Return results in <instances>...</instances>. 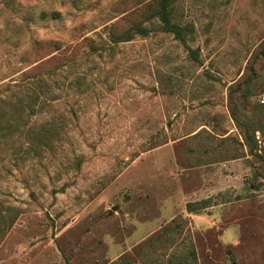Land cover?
<instances>
[{"label": "rangeland", "instance_id": "obj_1", "mask_svg": "<svg viewBox=\"0 0 264 264\" xmlns=\"http://www.w3.org/2000/svg\"><path fill=\"white\" fill-rule=\"evenodd\" d=\"M148 1L0 0V264H264V151L229 102L264 130V0H180L186 43H114ZM47 41L76 59L24 82Z\"/></svg>", "mask_w": 264, "mask_h": 264}, {"label": "trees", "instance_id": "obj_2", "mask_svg": "<svg viewBox=\"0 0 264 264\" xmlns=\"http://www.w3.org/2000/svg\"><path fill=\"white\" fill-rule=\"evenodd\" d=\"M179 1L180 0H149L147 3L142 4L132 13L134 14V17L132 15L128 17V27L126 29L118 31L117 24L111 26L110 32L112 41L118 44L129 42L137 36L146 37L150 32L146 25L152 24L157 20L165 29V32L173 34L176 39L186 43V38L192 33L191 29L187 26L182 27L174 22V11ZM37 45L40 47L39 51L50 48L53 50L51 53L46 54L44 58H39V60L34 62L32 65L35 66H32L26 73L28 74V77L24 82L34 84L35 86H39L43 83V77L54 75L59 69L67 65L69 62H73L77 57L76 53L70 51L72 47H66L63 49L54 41L39 42ZM28 89L29 88H27L26 91H28ZM240 89L241 88L238 85L236 88H231L230 90L229 102L231 116L238 127L243 131L245 140L249 144L250 151H257V154L259 153L258 155H261L262 157L263 154L259 152L258 142L255 137L256 128L252 127L250 120L241 121V118H239L238 112L240 111L236 106V92ZM248 97L249 93L243 94V99H248ZM39 98L40 96L36 92H32L31 94L28 93L26 98L27 103L25 104L24 101H21L19 105L23 108L27 107L34 110L35 103ZM22 107L19 106L20 109H23ZM260 108L261 113H264V106H260ZM12 125V118L5 119L3 123H1L0 120V131L10 129ZM31 132L34 139L46 146L51 144L53 140L52 130L45 125L32 126L28 130V134L30 135ZM262 132L264 133V130H262Z\"/></svg>", "mask_w": 264, "mask_h": 264}, {"label": "built area", "instance_id": "obj_3", "mask_svg": "<svg viewBox=\"0 0 264 264\" xmlns=\"http://www.w3.org/2000/svg\"><path fill=\"white\" fill-rule=\"evenodd\" d=\"M258 104L264 106V92L258 97ZM256 140L258 142L259 151H264V134L262 132L255 133Z\"/></svg>", "mask_w": 264, "mask_h": 264}]
</instances>
